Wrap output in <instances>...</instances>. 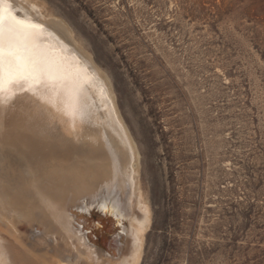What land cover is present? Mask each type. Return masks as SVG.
I'll list each match as a JSON object with an SVG mask.
<instances>
[{"label": "rangeland", "instance_id": "obj_1", "mask_svg": "<svg viewBox=\"0 0 264 264\" xmlns=\"http://www.w3.org/2000/svg\"><path fill=\"white\" fill-rule=\"evenodd\" d=\"M35 1L69 30L138 155L151 211L139 264H264V0Z\"/></svg>", "mask_w": 264, "mask_h": 264}, {"label": "bare ground", "instance_id": "obj_2", "mask_svg": "<svg viewBox=\"0 0 264 264\" xmlns=\"http://www.w3.org/2000/svg\"><path fill=\"white\" fill-rule=\"evenodd\" d=\"M11 1L6 28L8 11L39 27L25 30L27 72L0 91V264H139L151 211L114 99L63 24ZM91 209L124 228L107 251L77 215Z\"/></svg>", "mask_w": 264, "mask_h": 264}, {"label": "snow or ice", "instance_id": "obj_3", "mask_svg": "<svg viewBox=\"0 0 264 264\" xmlns=\"http://www.w3.org/2000/svg\"><path fill=\"white\" fill-rule=\"evenodd\" d=\"M4 0H0V91L6 83L28 70L26 52L29 48V33L25 30L38 28V25L25 23L8 11V27H5ZM19 26V27H16ZM7 74V75H6Z\"/></svg>", "mask_w": 264, "mask_h": 264}, {"label": "water", "instance_id": "obj_4", "mask_svg": "<svg viewBox=\"0 0 264 264\" xmlns=\"http://www.w3.org/2000/svg\"><path fill=\"white\" fill-rule=\"evenodd\" d=\"M92 214H97L99 215V217H103L104 219H108V218L110 219L111 216H109L108 214L101 215L100 212L95 211L93 209H91L90 212H85V213L79 212L77 214L82 224H84V227L87 229V231H89L94 241H97L99 238L102 239L103 241H108L109 236H111V234H118L117 230L120 228V226H118L117 223L112 224V229L106 232L103 230V226L100 225L101 221L95 223L89 220L92 217L91 216ZM115 225H116V231H115Z\"/></svg>", "mask_w": 264, "mask_h": 264}]
</instances>
